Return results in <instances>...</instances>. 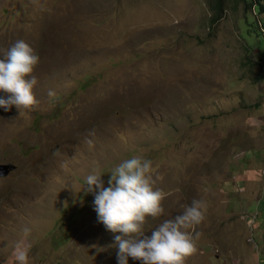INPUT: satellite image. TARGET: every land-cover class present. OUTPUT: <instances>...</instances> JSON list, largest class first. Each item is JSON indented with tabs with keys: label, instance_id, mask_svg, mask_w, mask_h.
Listing matches in <instances>:
<instances>
[{
	"label": "rangeland",
	"instance_id": "374dc122",
	"mask_svg": "<svg viewBox=\"0 0 264 264\" xmlns=\"http://www.w3.org/2000/svg\"><path fill=\"white\" fill-rule=\"evenodd\" d=\"M245 16L242 0H0V59L20 40L40 57L39 105L0 108V163L15 165L0 176V264L21 239L29 264H118L121 234L85 178L99 169L108 187L133 156L166 193L145 235L201 200L187 264H264L263 67Z\"/></svg>",
	"mask_w": 264,
	"mask_h": 264
},
{
	"label": "clouds",
	"instance_id": "9594fccd",
	"mask_svg": "<svg viewBox=\"0 0 264 264\" xmlns=\"http://www.w3.org/2000/svg\"><path fill=\"white\" fill-rule=\"evenodd\" d=\"M3 57L0 93L7 94V98L0 97V108L33 110L39 105L34 92L37 78L33 73L40 57L23 40L17 41ZM86 143L93 147L92 140ZM103 175L99 169H93L85 178L84 192L95 193L99 222L107 230L121 234L114 237L118 264H128L129 257L142 264H187L197 254L199 233L194 237L190 229L205 220L207 205L203 201L193 200L182 214L163 220L147 236L144 231L147 218H159L165 211L162 201L166 193L154 188L152 162L140 156L124 160L111 170L108 187L101 179ZM29 234L30 229L25 227L24 237ZM29 252L30 245L24 239L18 240L12 252L14 264H29Z\"/></svg>",
	"mask_w": 264,
	"mask_h": 264
},
{
	"label": "trees",
	"instance_id": "16d2710c",
	"mask_svg": "<svg viewBox=\"0 0 264 264\" xmlns=\"http://www.w3.org/2000/svg\"><path fill=\"white\" fill-rule=\"evenodd\" d=\"M248 7H252L254 15H258L257 19L249 16H245V25L243 37L251 38V44L257 48L256 53L253 55V61L249 58L248 61L252 65H260L263 67L259 76L255 78V81L264 82V0H242ZM222 0H215L217 7L220 6ZM261 16V20L258 17ZM250 53V52H249Z\"/></svg>",
	"mask_w": 264,
	"mask_h": 264
},
{
	"label": "water",
	"instance_id": "95a60500",
	"mask_svg": "<svg viewBox=\"0 0 264 264\" xmlns=\"http://www.w3.org/2000/svg\"><path fill=\"white\" fill-rule=\"evenodd\" d=\"M15 168L12 163H0V176H6L8 173Z\"/></svg>",
	"mask_w": 264,
	"mask_h": 264
}]
</instances>
